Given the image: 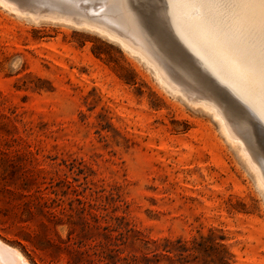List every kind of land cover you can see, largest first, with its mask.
<instances>
[{
    "label": "rangeland",
    "instance_id": "1",
    "mask_svg": "<svg viewBox=\"0 0 264 264\" xmlns=\"http://www.w3.org/2000/svg\"><path fill=\"white\" fill-rule=\"evenodd\" d=\"M3 1L25 13L0 2V240L30 264H264V193L213 112L167 90L118 42L53 18L92 20L114 1ZM124 2L149 45L159 29L211 80L174 35L213 56L181 26L176 0ZM229 114L263 157L264 125ZM182 242L191 249L179 254Z\"/></svg>",
    "mask_w": 264,
    "mask_h": 264
},
{
    "label": "bare ground",
    "instance_id": "2",
    "mask_svg": "<svg viewBox=\"0 0 264 264\" xmlns=\"http://www.w3.org/2000/svg\"><path fill=\"white\" fill-rule=\"evenodd\" d=\"M54 1H56L57 7L63 9L80 8L81 5L80 2H75L74 0ZM103 1L112 2L111 0ZM113 1L112 5H107L105 8L98 11L96 15L93 16L95 18L94 20L93 17L92 20H90L91 17L86 20L76 19L74 17L75 15H73L74 18H71V14L67 17L60 16L53 18L92 28L109 39L118 42L124 49L136 55V57L147 66L156 80L167 90L173 93H180L181 96L185 97V100L187 99L190 103L200 105L204 109L212 111L227 139L237 145L239 152L251 169L257 184L264 193V154L263 157L261 156L262 158L260 155L259 157H254L252 154L255 153L251 152V154L248 149V147L252 145L247 144L249 146H246L242 140L244 135L242 127L237 122L231 124L230 121L229 124L226 120L228 114L231 112L233 115L237 116L238 119L246 122L250 128L252 127L250 116L254 118L255 121L264 125V4L261 3V0H195V3L199 6L197 7L195 4L197 12L194 11L196 13H192L195 7L190 3V0H176V2L172 4L173 7H171L177 16H179L178 14L181 16V14L186 12V15L182 16L183 24H180L181 26H186L183 27V29H187L186 32H192L193 35L195 33L196 38H199L198 40L200 41L205 42L208 40L209 45H206L212 47H207L210 49L207 50L208 52L213 50L214 54L212 57L208 55L209 53L206 54L207 51L205 55L203 52L204 50L202 51L199 48L196 49L197 51L201 50L203 56L205 55L207 58L200 56L204 60L206 59L207 64L203 63V65L201 61L203 59L199 58L198 52H194L191 47L184 42H190L191 40L189 38V40H186L187 37L183 38L182 35L180 39L173 32L176 39L179 40L183 48L188 52V59L192 60L200 67L203 73L211 78V80L204 81V83L189 70L188 66L183 63L182 57L180 58L178 56L174 48L168 45L167 39L159 29L155 30L151 38L153 45H149L146 40V38L148 39L149 37H146V32L141 30L136 15L127 8L124 0ZM0 2L18 13H25V11L10 6L3 0H0ZM14 3L15 1L12 2V4ZM16 6H19V4ZM23 6L24 5L20 3L19 8H23ZM96 6L97 5H95V8ZM36 7H39V5ZM98 7H100V5L97 6V8ZM54 8L52 10H54ZM88 8L89 6L86 7V9ZM47 10L48 11L44 13H48L50 8ZM83 10L84 13H86L84 8ZM146 10L145 12L148 11ZM87 11L89 12V10ZM201 12L204 17L198 18L197 14ZM48 14H50V12ZM92 14L91 12L90 15ZM143 14L144 13H141V15ZM29 15L33 16L35 19L40 17L38 14ZM140 16L138 15L139 18ZM153 16L156 18L155 14H153ZM154 21L153 23L155 24ZM114 23L120 25V27H116L117 25L114 27ZM172 23L175 24V22ZM174 26L179 25L177 24ZM197 46L200 47L199 45ZM197 46L195 47L197 48ZM202 53L200 52L201 55ZM211 88L213 90H211ZM216 89L217 91H215ZM194 91L204 93V96H201V98L196 96V98L193 95V98L192 94H194ZM250 133L248 135H251ZM254 137L253 135V138ZM256 148L253 147V149H251L254 151ZM0 264L30 263L17 248L9 246L0 240Z\"/></svg>",
    "mask_w": 264,
    "mask_h": 264
},
{
    "label": "trees",
    "instance_id": "3",
    "mask_svg": "<svg viewBox=\"0 0 264 264\" xmlns=\"http://www.w3.org/2000/svg\"><path fill=\"white\" fill-rule=\"evenodd\" d=\"M180 242V241H178ZM191 247L187 246L186 242H182L178 247H175L174 250L178 251L179 254H182L186 251H189ZM166 252H170V249H163Z\"/></svg>",
    "mask_w": 264,
    "mask_h": 264
},
{
    "label": "snow or ice",
    "instance_id": "4",
    "mask_svg": "<svg viewBox=\"0 0 264 264\" xmlns=\"http://www.w3.org/2000/svg\"><path fill=\"white\" fill-rule=\"evenodd\" d=\"M261 3L264 4V0H261Z\"/></svg>",
    "mask_w": 264,
    "mask_h": 264
},
{
    "label": "water",
    "instance_id": "5",
    "mask_svg": "<svg viewBox=\"0 0 264 264\" xmlns=\"http://www.w3.org/2000/svg\"><path fill=\"white\" fill-rule=\"evenodd\" d=\"M258 125V124H257ZM260 128H262L260 125H258ZM262 130V129H261ZM263 131V130H262ZM263 133H264V131H263Z\"/></svg>",
    "mask_w": 264,
    "mask_h": 264
}]
</instances>
